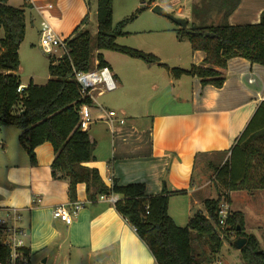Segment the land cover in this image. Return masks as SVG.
<instances>
[{"label":"crops","instance_id":"1","mask_svg":"<svg viewBox=\"0 0 264 264\" xmlns=\"http://www.w3.org/2000/svg\"><path fill=\"white\" fill-rule=\"evenodd\" d=\"M7 3L22 8L25 0H8ZM29 3L30 7L24 8L26 38L20 46L19 56L29 27L37 31V42L41 47V34L48 27L66 39L73 35L77 27L88 29L95 15L97 18V0H29ZM263 11L264 0H241L227 22L230 25L257 24ZM87 15L88 21L83 24ZM219 16L220 20L215 25L221 21L222 15ZM2 31L0 29V39L4 36ZM172 31L177 44L187 43L179 41L175 31ZM125 33V36L117 39V43L130 36L152 34L153 30ZM119 44L137 47L131 43ZM37 45L30 42L27 49L30 57L36 60ZM189 46L190 65H202L206 54L203 51L193 52ZM102 54L117 87L108 93L93 91V105L81 109L82 121L86 123L84 130L96 143L93 152L95 160L83 166L97 169L108 187L113 180L121 186L144 183L146 194L153 196L161 193L166 181L170 191L184 192L173 195L168 207L169 215L180 227L184 225L182 223H189L197 212L206 214L204 201L217 199L223 193L217 190L208 192L201 168L212 162L209 158L224 155L225 159H229L230 153L226 152L237 144L247 125L252 121L260 127L264 121V109L259 110L264 103V66L252 64L243 58L229 60L226 69H218L225 76L221 88L202 86L197 77L174 79L168 72L162 81L146 86L145 79L138 77V74L133 78L127 77L123 67L117 66L116 57ZM121 56L119 60L134 67L138 73L152 69L141 60ZM124 57L131 61H124ZM152 66L163 68L156 64ZM21 73L22 66L17 74L20 76ZM26 86L22 83V87ZM145 88H151L155 93L165 92L166 97L158 102L161 107L151 108L142 101ZM106 95L111 98L106 100ZM111 111L116 116L109 117ZM10 128L14 127L0 128V149L5 155L0 159V209L21 210L31 264H157L146 241L117 211L115 204L99 197L89 200L84 183L77 185L76 200H73L84 203L78 216L70 225L54 219L55 208L72 200L69 182L52 176L51 165L55 159L53 147L50 143L37 147V164L32 165L19 143L21 132L16 129L15 141L22 150V153L14 151L21 155L17 162L15 155L10 153ZM237 191L231 192V208L242 212L245 218V211L235 209L233 196ZM117 197L121 199L120 195ZM256 197L257 194H254L249 201L253 203L250 206L253 215L258 216V206H253ZM261 199L263 204L260 208L264 211V193ZM246 222L248 220L245 218L247 230ZM256 222L254 220L249 224ZM224 246L230 253V243L225 242ZM35 260L38 262L35 263ZM217 262L222 264L221 258H215L213 264Z\"/></svg>","mask_w":264,"mask_h":264},{"label":"trees","instance_id":"2","mask_svg":"<svg viewBox=\"0 0 264 264\" xmlns=\"http://www.w3.org/2000/svg\"><path fill=\"white\" fill-rule=\"evenodd\" d=\"M156 1L150 0V4ZM7 2L0 0V29L4 32L0 39V128L14 127L21 132L19 143L30 163L37 164V147L50 143L55 153L52 176L69 182L72 201L76 200L77 185L81 183L86 184L87 197L92 201L104 194L120 195L121 199L115 204L117 211L146 241L157 264H213L230 236L229 231L233 232L234 241L239 237L247 238L246 245L240 250L244 264H264V250H260L255 235L246 233L242 212H230L227 231H222L218 225L221 202L231 203L229 191L264 190V171L261 174L256 172L260 165L254 164L253 159L258 156L260 167L264 170V152L250 145L255 138H264V121L260 127L251 121L237 144L226 152L230 153L229 159L216 168V180L224 187L225 194L217 199L205 200L206 214L197 212L187 226L180 227L169 215L168 207L173 195L184 192L170 191L166 181L161 193L153 196L146 194L144 183L121 186L113 180L108 187L97 169L83 166L95 160L93 152L96 143L81 126V109L92 106L93 100L81 94L76 80L79 72L109 67L102 51H112L147 65H159L174 79L197 77L202 86L221 88L225 76L218 69H226L229 60L243 58L264 66V11L257 24L230 25L227 20L241 0H201V4L194 8L199 23L193 22L187 29L178 28L175 34L179 41L189 42L193 52L203 51L206 58L202 65L184 69L169 67L152 53L117 43L119 37L126 35L124 27L127 23L147 9L144 1L130 19L114 26V0H97L96 37L93 38L89 29L77 27L73 35L65 39L68 53L60 58L49 55L50 78L47 83L37 85L30 79L28 85L22 87L17 74L21 66L19 49L26 36L24 8L30 7V3L25 0L22 8H15ZM213 9L222 15L216 25L207 24L205 19ZM87 21L88 15L82 23ZM20 87L22 90L18 92ZM262 109L264 103L259 107L260 111ZM1 230L0 225V233ZM193 234L198 236L196 239L203 238L208 242L211 250L207 256L194 252ZM23 250L30 255L28 248ZM10 254V248L0 244V264H6Z\"/></svg>","mask_w":264,"mask_h":264},{"label":"rangeland","instance_id":"3","mask_svg":"<svg viewBox=\"0 0 264 264\" xmlns=\"http://www.w3.org/2000/svg\"><path fill=\"white\" fill-rule=\"evenodd\" d=\"M140 1L141 0H115L114 3V11H113V25L116 26L119 22L125 19H130L132 15L136 12V8L140 6ZM145 2L147 9L142 11L140 14L137 15V17L134 20H131L127 23V25L124 27V32H139V31H145V30H153V33H146V35L142 36H130L126 38L123 41H118L119 43H126V44H133L134 46L137 47H131L135 48L141 51H144L140 48H143L147 51H144L146 53H152L159 57L163 63L170 67H177V68H184L188 69L190 68V46L187 43H181L177 44V42L174 40V35L172 34V30H176L179 27L178 24H176L174 21L171 19L158 15L157 13L153 12V7L158 5L161 8H163L167 13L171 14L174 18L176 19H181L183 21L188 22V27L192 25L193 22L199 23V20L197 19L198 17L194 14V8L197 5L201 4V0H157L156 4H150V0H142ZM137 4V5H136ZM136 5V6H135ZM209 14L206 15V23L213 24L215 22H218L220 20V14L215 12V9H213L211 12H208ZM212 13V14H211ZM88 29L90 30L93 38L96 37L97 33V18L96 15L94 16V20L92 23L89 25ZM3 33V31H2ZM26 38V37H25ZM38 41V34L36 30H32L29 27V32H28V37L27 40L25 41L24 48L21 51L20 55V61H21V66H22V73L20 75L21 81L23 84L28 85L30 82V78L33 79V82L37 85H45L47 81L49 80V55L43 53L42 48L39 47V42ZM30 42H34L37 45V48L39 50H35V53L38 55V59H33L29 55V46ZM121 45V44H119ZM41 46V45H40ZM40 51V52H39ZM104 53L105 57L108 55H113L115 58V61L117 62V66L120 65L123 67V72L124 74L129 77L133 78L136 77L138 74V77H141L145 79V85H151V83L157 82V81H162V79L167 75V70L165 68H156L155 66L148 65L149 67H152L150 71L148 70L146 72L138 73V71H134V67L132 66H127L124 62H121L119 59H122L123 56L121 54L112 52V51H102ZM96 55V53H95ZM48 57V58H47ZM104 57V56H103ZM110 57V56H109ZM121 57V58H120ZM95 58V56L93 57ZM124 61H131L129 58L124 57ZM141 63V62H138ZM144 65V64H142ZM95 68H93L94 70ZM158 69V70H156ZM113 96V95H112ZM165 92H159L155 93L154 91H151V88H145L143 90V96H142V101L146 102V105H149L151 108H159L158 102H161L165 98ZM106 100L110 99V95H106L104 97ZM9 138L12 140L11 144V155H15L17 162H19V156L17 155V151L19 153H22V150H20L19 145L15 141V135H16V128H10L9 129ZM12 132V134H11ZM14 140V141H13ZM251 146L260 149L261 151L264 152V138L259 137L258 139H254L251 144ZM26 157V154L23 153ZM5 155L3 154L2 150L0 149V159L4 157ZM25 159V158H23ZM254 164L260 165L261 163L260 158L258 156H254ZM212 162L210 164L205 165L204 167L201 168V171L204 174V179L207 184V189L213 192H216V190L219 192H222L223 195L225 194L224 192V187L216 180V175L215 171L217 166H219L220 163H222L225 159L224 155H220L217 158H209ZM259 162V163H258ZM225 163V162H224ZM257 167V173L261 174L263 173L264 170H262V167ZM0 174H2V171L0 170ZM242 190V191H241ZM260 191V192H257ZM263 191V192H261ZM231 192L229 191V195L231 197ZM236 192V191H234ZM264 193V190H245V189H239L237 193L233 196L234 204H235V209H240L246 212L245 218L248 220L246 222L247 225V230L246 233H252L254 234L260 245V250H264V211L260 206H262L263 201L261 199L262 195ZM254 194H257V199L255 204L253 205L258 206L257 209V214L258 216H255V213L253 215V210H251L250 206L252 207L253 203H250L249 199H251ZM252 195V196H251ZM250 197V198H249ZM223 199V198H222ZM254 199V200H255ZM232 202V198H231ZM228 210L232 212L231 208V203L227 205ZM226 208V205H225ZM264 208V207H263ZM253 211V212H252ZM253 223L254 220L257 222L254 223L253 225L249 224L251 221ZM184 225H181L182 227L187 226L188 222L182 223ZM250 229H252L250 231ZM254 230V231H253ZM198 236L196 234H193L192 240H193V246H194V252L195 253H201L205 254L207 256L210 252V246L208 242L201 238V239H196ZM232 241L234 242V235L230 234L228 239L225 241L226 243H230L231 246H228L230 253L226 251L227 247L224 246L220 250L222 253H218L215 258L222 260V264H244L241 256H240V251L236 250L232 246ZM224 242V243H225ZM223 243V244H224ZM202 256V255H201ZM202 259V257H201ZM38 261L35 260V263ZM38 264V263H37Z\"/></svg>","mask_w":264,"mask_h":264},{"label":"built area","instance_id":"4","mask_svg":"<svg viewBox=\"0 0 264 264\" xmlns=\"http://www.w3.org/2000/svg\"><path fill=\"white\" fill-rule=\"evenodd\" d=\"M40 45L44 53L55 56L57 58L62 57L68 53V48L65 39H62L57 35L50 27L45 29L40 37ZM76 80L81 87V94L83 96H89L92 99L91 93L99 90L100 94L112 92L116 89L117 85L113 78V75L108 67L101 69L95 68L88 72H79L76 74ZM22 87L18 88V92H21ZM116 116L114 111L109 112V117ZM123 123V121H121ZM82 129L86 128V123L82 121ZM100 200L108 201L112 204H116L119 200L117 195H100ZM40 202V200H38ZM226 205V208H225ZM228 203L221 202L218 211V225L222 231H227V218L230 214L228 210ZM84 203L81 201H72L68 204L58 205L54 212L53 218L65 222L70 225L74 218H76L83 208ZM148 213V211H147ZM22 213L17 208H4L0 209V225L2 230L0 233V244L10 248V260L6 264H31L30 255L24 252L26 245V231L22 226ZM228 234H233L230 232ZM220 264V262H217Z\"/></svg>","mask_w":264,"mask_h":264},{"label":"water","instance_id":"5","mask_svg":"<svg viewBox=\"0 0 264 264\" xmlns=\"http://www.w3.org/2000/svg\"><path fill=\"white\" fill-rule=\"evenodd\" d=\"M153 12L157 13L158 15L167 17L169 19H171L172 21H174L176 24L179 25L180 28L183 29H187L188 28V22L187 21H183L181 19H176L174 18L171 14L167 13L163 8H161L160 6L156 5L153 7ZM209 34L207 33L206 36H208ZM247 243V238L245 237H239L237 238L234 242H233V246L237 249V250H241Z\"/></svg>","mask_w":264,"mask_h":264}]
</instances>
